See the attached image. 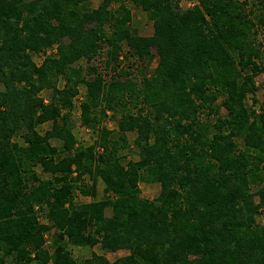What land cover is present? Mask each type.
<instances>
[{
    "label": "trees",
    "instance_id": "1",
    "mask_svg": "<svg viewBox=\"0 0 264 264\" xmlns=\"http://www.w3.org/2000/svg\"><path fill=\"white\" fill-rule=\"evenodd\" d=\"M89 1L0 0V264H264V106L247 102L261 76L264 96V0ZM100 54L109 81L76 66ZM125 60L157 65L137 82ZM80 86L89 145L73 132ZM109 116L117 130L101 126Z\"/></svg>",
    "mask_w": 264,
    "mask_h": 264
},
{
    "label": "rangeland",
    "instance_id": "2",
    "mask_svg": "<svg viewBox=\"0 0 264 264\" xmlns=\"http://www.w3.org/2000/svg\"><path fill=\"white\" fill-rule=\"evenodd\" d=\"M103 0H90L89 1V5L91 6V8H97L100 6V4L102 3ZM242 1H249L250 4L251 3H256L257 0H240ZM180 5L183 9H187L189 7H192L194 5V1L191 0H180ZM128 7H130V9L133 12V18H132V22H131V27L134 30V32L138 33L139 35H143V36H151L153 34V26L151 21L149 20L148 15L142 11L141 9H138L136 7H134V5H132L131 3L128 2ZM112 8H117L116 4H113ZM66 42H68V40H66ZM258 42L262 43L264 42V31H261L258 37ZM57 48L58 45H54L53 47L47 49L44 53L42 54H38V55H34L33 56V60L38 64L41 65L44 61V59L47 56H56L57 55ZM129 65H132V68H128ZM157 65V61L155 60L150 66L149 68H146L145 70H142V65L139 62H133L130 60H125L123 63V67L125 69H127V71H129L130 73V77L137 82H140L141 79L143 78V75H147L150 76L152 70L156 67ZM76 66L78 67H82L85 71H87L90 67H94L98 73L102 74V76L107 80H111L112 76H115V73L112 72L111 69H109V67H107L105 65V56L104 54H100L98 55L93 61L91 62H87V61H80L76 64ZM144 73V74H141ZM117 74V73H116ZM63 80H60L59 85L60 87L63 86ZM262 83V76L258 77L256 79V85L259 87V90L255 93V95H251L248 98V105L252 108H256L257 110L260 109L261 106H264V96H263V91L261 90L260 86ZM5 90L4 86L0 84V92H3ZM85 93L86 90L83 86H80L79 88V94L77 95V97L74 99V108L72 110V120H73V132L75 133L77 139L82 143L85 142V145H89L90 143H94L96 141V134H93V131L89 130L86 127H83L81 125V103L85 97ZM41 96L44 97V99L48 102L49 101V96H50V92L48 91H43L41 93ZM256 100V102H255ZM223 113H225V111L223 110ZM110 115V114H109ZM117 119H119V115L117 116ZM101 126H105L110 130H117V123H116V119H113L111 116H109V118H106L103 122ZM48 126L46 125L44 127V129H47ZM128 142L130 144L128 149H124V152L126 155H128V157L133 158V159H138V156H132L133 154L135 155L136 151H135V144H134V140H135V134L133 133H128ZM55 145H59L57 142H54ZM131 154V155H130ZM38 173L40 175H43L41 172V169L38 168L37 169ZM140 190H141V196L145 199H149V200H153L155 198L158 197L159 193H160V185L158 184H146V183H140ZM103 188L104 185L102 184V182H100L98 184V199H102L104 196L103 193ZM261 188V184H254L251 186V191L256 194V201L258 202L259 199L257 197V192L260 190ZM82 202H89L90 199H81ZM107 214L108 216L111 215V211L110 209L107 210ZM258 218V222L262 225H264V214H261L260 216L257 217ZM42 222L44 223H49L45 218L41 219ZM46 239H47V246H49L50 241H51V235L50 234H46ZM72 252L74 254V256L77 259H85L91 256L92 252H100L98 247L95 248H71ZM125 255H128L127 251H119L117 253H107L106 257L110 260V261H114L115 259L119 258V257H123Z\"/></svg>",
    "mask_w": 264,
    "mask_h": 264
}]
</instances>
